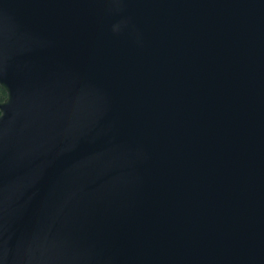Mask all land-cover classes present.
<instances>
[{
  "label": "water",
  "instance_id": "1",
  "mask_svg": "<svg viewBox=\"0 0 264 264\" xmlns=\"http://www.w3.org/2000/svg\"><path fill=\"white\" fill-rule=\"evenodd\" d=\"M0 264H264V0H0Z\"/></svg>",
  "mask_w": 264,
  "mask_h": 264
},
{
  "label": "trees",
  "instance_id": "2",
  "mask_svg": "<svg viewBox=\"0 0 264 264\" xmlns=\"http://www.w3.org/2000/svg\"><path fill=\"white\" fill-rule=\"evenodd\" d=\"M5 96H6L5 92L0 87V102L4 100Z\"/></svg>",
  "mask_w": 264,
  "mask_h": 264
}]
</instances>
